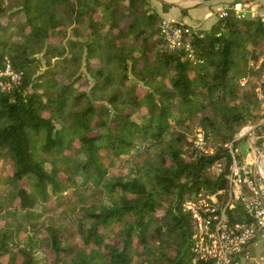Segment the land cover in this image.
<instances>
[{
  "label": "trees",
  "instance_id": "obj_1",
  "mask_svg": "<svg viewBox=\"0 0 264 264\" xmlns=\"http://www.w3.org/2000/svg\"><path fill=\"white\" fill-rule=\"evenodd\" d=\"M162 18L151 0H0L18 75L0 77V264H211L183 203L226 188L243 127L264 133V19L194 28L188 56Z\"/></svg>",
  "mask_w": 264,
  "mask_h": 264
},
{
  "label": "built area",
  "instance_id": "obj_2",
  "mask_svg": "<svg viewBox=\"0 0 264 264\" xmlns=\"http://www.w3.org/2000/svg\"><path fill=\"white\" fill-rule=\"evenodd\" d=\"M249 1L251 0H232L228 5L217 9L216 18L230 14L244 17L247 12L252 11L251 7L256 0L250 3ZM159 30L170 49L182 48L189 53L188 56H191L190 38L193 35L191 25L163 17ZM250 65L256 70L260 69L255 92L264 116V51L252 60ZM2 76L18 78L8 63L0 68V77ZM247 79L248 75H245L239 79V83L244 85ZM242 129L253 139V145H260L259 153L262 154L264 140H260L261 144L255 143L259 137L254 133V126L247 125ZM194 145L204 153L210 152L205 145L201 130L195 134ZM224 146L230 153V165L225 174L226 188L216 193L187 198L183 203L184 209L193 221V261H210L211 264H247L253 258L256 264H264V170L257 159L251 158L249 154L242 156L232 142H227ZM216 168L217 172H222L223 163H217ZM238 210L245 216L244 220H232ZM251 246L254 248L252 256Z\"/></svg>",
  "mask_w": 264,
  "mask_h": 264
},
{
  "label": "crops",
  "instance_id": "obj_3",
  "mask_svg": "<svg viewBox=\"0 0 264 264\" xmlns=\"http://www.w3.org/2000/svg\"><path fill=\"white\" fill-rule=\"evenodd\" d=\"M171 4L166 9H163L162 3L153 4L160 12L162 17L172 20L182 21L188 25H191L193 29H209L211 25L216 21V11L218 8L226 3L232 2V0H166ZM253 2L252 0L249 1ZM251 7V16H260L264 19V0H256ZM257 4V5H256ZM184 10V13H183ZM254 133H257L254 131ZM239 139L237 148L242 156L249 154L251 158L257 159L264 170V152H261L260 145H253V139L244 133V129H241L236 136ZM264 140V138L259 139ZM257 144V142L255 141ZM246 144L245 150H242V145Z\"/></svg>",
  "mask_w": 264,
  "mask_h": 264
},
{
  "label": "rangeland",
  "instance_id": "obj_4",
  "mask_svg": "<svg viewBox=\"0 0 264 264\" xmlns=\"http://www.w3.org/2000/svg\"><path fill=\"white\" fill-rule=\"evenodd\" d=\"M151 2H152V4H158V3H160V1L159 0H151ZM255 51V50H254ZM260 54V53H259ZM258 53H256V52H253V54H252V56L250 57V59H249V63H248V66L249 67H251V65H250V62L252 61V60H255L257 57H258V55H259ZM248 75V74H247ZM15 79H17V78H15ZM15 79H12V80H15ZM239 134V133H238ZM257 142V144H261V141L260 140H258V141H256ZM245 148H246V144H244V145H242V150H245ZM38 210V209H37ZM256 249L258 250V246L256 247ZM257 257H258V255H257Z\"/></svg>",
  "mask_w": 264,
  "mask_h": 264
},
{
  "label": "water",
  "instance_id": "obj_5",
  "mask_svg": "<svg viewBox=\"0 0 264 264\" xmlns=\"http://www.w3.org/2000/svg\"><path fill=\"white\" fill-rule=\"evenodd\" d=\"M161 3H166V4H169V2H167L166 0H159ZM206 1V0H204ZM251 16V12H247L245 17L249 18ZM257 136L259 137V139H262L264 138V133L263 134H257ZM255 145V144H254ZM250 251H251V256L253 255V252H254V248L253 246H251L250 248ZM247 264H256L255 260L253 258H251Z\"/></svg>",
  "mask_w": 264,
  "mask_h": 264
}]
</instances>
